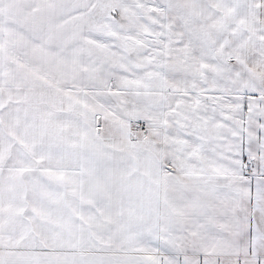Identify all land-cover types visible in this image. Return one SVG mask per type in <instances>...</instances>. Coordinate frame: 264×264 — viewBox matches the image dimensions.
I'll use <instances>...</instances> for the list:
<instances>
[{
    "label": "snow or ice",
    "instance_id": "1",
    "mask_svg": "<svg viewBox=\"0 0 264 264\" xmlns=\"http://www.w3.org/2000/svg\"><path fill=\"white\" fill-rule=\"evenodd\" d=\"M0 264H264V0H0Z\"/></svg>",
    "mask_w": 264,
    "mask_h": 264
}]
</instances>
